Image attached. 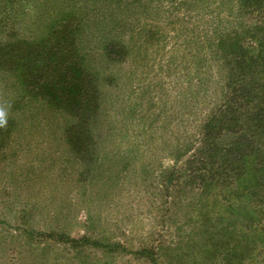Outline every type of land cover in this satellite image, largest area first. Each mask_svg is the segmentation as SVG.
I'll list each match as a JSON object with an SVG mask.
<instances>
[{
	"label": "rangeland",
	"instance_id": "374dc122",
	"mask_svg": "<svg viewBox=\"0 0 264 264\" xmlns=\"http://www.w3.org/2000/svg\"><path fill=\"white\" fill-rule=\"evenodd\" d=\"M237 7L238 29L242 21L251 31L227 45L243 41L235 53L257 54L264 12L245 0L0 4V264H152L135 254L142 249L157 264H264V241L247 236L246 208H226L220 186L203 194L185 164L226 90L229 67L214 57L217 13L234 20ZM49 37L50 47L72 41L75 65L85 63L96 89L86 102L92 133L65 116L49 118L34 96L14 111V75L40 81L47 69L26 57Z\"/></svg>",
	"mask_w": 264,
	"mask_h": 264
},
{
	"label": "trees",
	"instance_id": "16d2710c",
	"mask_svg": "<svg viewBox=\"0 0 264 264\" xmlns=\"http://www.w3.org/2000/svg\"><path fill=\"white\" fill-rule=\"evenodd\" d=\"M245 1L249 6L251 4L259 5V9L264 12V0ZM14 2L15 0L1 2L2 11L10 10ZM236 5L239 6L237 3L233 5V8ZM238 10L239 7H237V13L233 14L234 20H229L231 16H226L222 20L220 17L222 12L219 10L217 13L218 23L213 34L214 38H217L218 52L215 51L214 57L215 61L222 58L225 66L229 67L226 72V90H224L225 93H223L220 102L212 109L207 120L202 124L197 138L191 143L192 153L186 159L185 164L190 168L192 183L203 194H212L213 190L220 186L225 192L222 198L227 201L226 208L232 210L238 203L242 204L246 208L245 213L248 217L246 229L252 232L247 236L249 239L255 237L257 241L258 239L264 241V44H260L261 48L258 49L257 54H251V49H249L242 53L243 55L235 53V51L242 50L243 41L227 45L231 36L239 39V35H247L251 31L248 25H244L242 21H240L242 30L238 29ZM235 21H237L236 24ZM67 28L64 27L68 30ZM59 32L61 31H55L56 34ZM138 33L141 35L143 31ZM49 34L50 31L46 36ZM260 39L262 42L264 41L263 38L260 37ZM52 41V37L42 38L40 48H37L39 53L35 55L30 53L26 57L29 62L38 60V64L47 69L41 70L43 73H40L38 83H32V85L26 81V83H22V80L25 79L24 72L14 75L16 76V86L21 87V90L16 89L21 93L18 102L14 105L23 103L21 107L28 108L31 103L30 98L34 96L38 99L37 101L47 105L44 111L48 110L49 118L56 119L57 116H65L66 125L85 124L87 132L92 133L94 127L92 119L89 121V106L86 102L89 97V89L94 92L96 89L92 87L91 80L85 78V63L78 62L75 65L74 58L67 51L69 47L73 49L72 41L58 39V44L56 40L54 42L57 45L50 47ZM61 44H64L66 48L59 46ZM122 46L125 49V41ZM29 51L31 50H28V53ZM227 51H230L229 54L223 56ZM42 54L49 55L48 60L43 63L40 59ZM219 60L216 62L218 63ZM26 65L28 64L26 63ZM236 67L240 70H236ZM22 84L31 86V88L27 89L26 86L24 88ZM95 106L98 109L99 103L96 102ZM18 108L20 109L17 106L14 111ZM81 127L79 125V128ZM66 130L71 136L79 139L74 135L75 129L72 128V133L67 128ZM80 131L83 129L77 133ZM73 136L72 139L68 137L72 148L79 145L77 140L74 141L75 138L73 140ZM216 192L215 196H218L222 190ZM234 197H245L247 202L242 203L240 200H235ZM80 239L79 243L83 245L85 242L88 245L96 244L89 238ZM109 245L105 244V246ZM135 254L139 257L146 256L152 264L158 263L154 258V253L149 249L135 251Z\"/></svg>",
	"mask_w": 264,
	"mask_h": 264
},
{
	"label": "clouds",
	"instance_id": "9594fccd",
	"mask_svg": "<svg viewBox=\"0 0 264 264\" xmlns=\"http://www.w3.org/2000/svg\"><path fill=\"white\" fill-rule=\"evenodd\" d=\"M5 115H6L5 110L0 109V123L4 122Z\"/></svg>",
	"mask_w": 264,
	"mask_h": 264
}]
</instances>
